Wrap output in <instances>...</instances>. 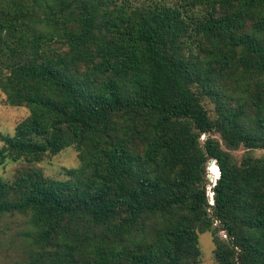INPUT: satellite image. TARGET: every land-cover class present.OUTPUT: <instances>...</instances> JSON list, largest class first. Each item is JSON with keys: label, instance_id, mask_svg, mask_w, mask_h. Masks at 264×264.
Wrapping results in <instances>:
<instances>
[{"label": "trees", "instance_id": "trees-1", "mask_svg": "<svg viewBox=\"0 0 264 264\" xmlns=\"http://www.w3.org/2000/svg\"><path fill=\"white\" fill-rule=\"evenodd\" d=\"M0 89L28 108L0 218L30 215L29 264H188L202 229L264 264V0H0ZM71 145L66 178L35 165Z\"/></svg>", "mask_w": 264, "mask_h": 264}, {"label": "rangeland", "instance_id": "rangeland-1", "mask_svg": "<svg viewBox=\"0 0 264 264\" xmlns=\"http://www.w3.org/2000/svg\"><path fill=\"white\" fill-rule=\"evenodd\" d=\"M213 104L211 103L210 108ZM28 115V108L21 105H12L7 100L6 94L0 89V133L13 135L16 124ZM204 135L201 136V140ZM3 141L0 139V148ZM245 149L241 146L231 152L236 156H241ZM258 155L261 150L253 151ZM80 151L75 147L66 146L60 151L52 154H46L42 159L35 163L41 169L44 175L58 179L66 178L67 172L71 169L76 170L80 167ZM214 163L216 164L215 160ZM22 161L6 160L0 165V177L11 180L15 168L20 166ZM211 174L212 178L208 175ZM220 175L213 176L210 170V164H207L206 186L208 200L213 203V192L211 186L216 182ZM31 217L26 213H8L0 218V264H29L32 256L38 248L32 238ZM217 222L212 223V228L217 226ZM198 245L200 254L193 257V252L186 254L188 264H216L214 255L215 240L213 231L210 229L198 230ZM219 239L227 238L222 229L218 227L215 231Z\"/></svg>", "mask_w": 264, "mask_h": 264}, {"label": "water", "instance_id": "water-1", "mask_svg": "<svg viewBox=\"0 0 264 264\" xmlns=\"http://www.w3.org/2000/svg\"><path fill=\"white\" fill-rule=\"evenodd\" d=\"M213 161H214V159H210V160H209V164H210L211 162H213ZM208 177H209V178H212V175L209 174Z\"/></svg>", "mask_w": 264, "mask_h": 264}, {"label": "bare ground", "instance_id": "bare-ground-1", "mask_svg": "<svg viewBox=\"0 0 264 264\" xmlns=\"http://www.w3.org/2000/svg\"><path fill=\"white\" fill-rule=\"evenodd\" d=\"M211 163H212V162H211ZM211 163H210V164H211Z\"/></svg>", "mask_w": 264, "mask_h": 264}]
</instances>
